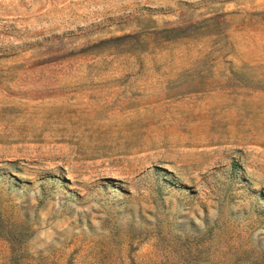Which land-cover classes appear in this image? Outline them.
I'll use <instances>...</instances> for the list:
<instances>
[{
    "label": "rangeland",
    "instance_id": "374dc122",
    "mask_svg": "<svg viewBox=\"0 0 264 264\" xmlns=\"http://www.w3.org/2000/svg\"><path fill=\"white\" fill-rule=\"evenodd\" d=\"M0 264H264V0H0Z\"/></svg>",
    "mask_w": 264,
    "mask_h": 264
}]
</instances>
